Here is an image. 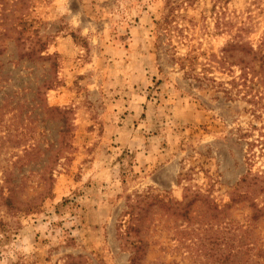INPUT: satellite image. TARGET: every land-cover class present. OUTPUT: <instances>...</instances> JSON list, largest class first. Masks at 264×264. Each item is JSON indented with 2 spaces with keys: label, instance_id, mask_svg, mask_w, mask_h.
Listing matches in <instances>:
<instances>
[{
  "label": "rangeland",
  "instance_id": "374dc122",
  "mask_svg": "<svg viewBox=\"0 0 264 264\" xmlns=\"http://www.w3.org/2000/svg\"><path fill=\"white\" fill-rule=\"evenodd\" d=\"M165 3L0 0V264L264 262V0Z\"/></svg>",
  "mask_w": 264,
  "mask_h": 264
},
{
  "label": "trees",
  "instance_id": "16d2710c",
  "mask_svg": "<svg viewBox=\"0 0 264 264\" xmlns=\"http://www.w3.org/2000/svg\"><path fill=\"white\" fill-rule=\"evenodd\" d=\"M194 1L195 0H166V3L164 5L165 10L162 14V17L156 22L158 29H160V28L166 29V26L170 25L172 22L178 23L177 20L179 19V16H180V14L178 13V9L182 8L184 5L192 4ZM228 1L229 0H212L213 4H212L211 10L215 11L216 6L219 7L218 9H224V7L227 6ZM219 23L220 22L216 19L217 32H220ZM229 46H230L229 48H231V49L234 47H237L236 50L240 49V50H242V52H244V54L247 53L248 55H251V53H252L255 56L258 55V57H261V58L264 57V52L261 51V48L255 50L253 48V46L248 41L231 42L229 44ZM227 48L228 47L226 46L225 49L227 50ZM221 51H223V49H221ZM194 52H196V51L194 49H192L191 52L188 51L186 53V55H184L182 57L183 67L185 65H187V66H190L189 68H191L192 66L194 68V66H196V63L198 61L200 54L204 53V52H199V53H194ZM202 65L204 67L205 63H203ZM206 70H209V69H206ZM202 71H199L198 74H202L203 76H205ZM51 110L55 111V112H61V109L57 106L51 108ZM61 151H62V148H57L55 150V155L51 158L52 159L51 164L57 158L58 152H61ZM7 191L9 192V194H7V196L5 198H9V199L14 200V204L17 205L18 202L15 201L14 197L11 195V190L10 191L7 190ZM51 195H52L51 189H48V190L44 189L42 194H41L42 198L40 199V202L43 201L44 197L47 198V197H50ZM0 197L2 198L1 193H0ZM40 202H39V204H37V203L34 204L31 202H28V203L24 204L23 209L27 210V211H35L38 207H40V204H41ZM176 202L178 204H180L179 201H176ZM213 206H214L213 208H217V206L215 204H213ZM208 209H209V206H208ZM257 213H258L257 210L254 211L251 218L257 217V215H258ZM227 230L230 231V230H232V228H228ZM245 233L246 234H245L244 238H242V234L236 235V236H238V242H239L237 245H232L231 242L228 240L226 246L223 244V241L226 238V236H225L226 234L220 233L219 234L220 240L219 239L211 240L210 244H213V245L211 247H209V249H207V250L205 249L204 254L198 255V257L201 260H207V258H208L207 256H211L213 264H235V262L238 259L236 256H237V253L239 250H241L243 247H247L248 249H251V248H253V246H256V245H258V243H260V241L257 239L258 237L251 238L250 235L253 233V231L250 228H246ZM233 236H235V235H233ZM250 239H252V240H250ZM148 244H149V241L146 239V250H147ZM249 246H251V248H249ZM263 253H264V251H263ZM138 257L139 256L133 257L132 264H135V260L138 259ZM254 257H256L255 254L250 255L247 259H245L246 264H254V263L264 264V262H262V261L261 262H258V261L254 262V261H256V259H254ZM158 264H163V262L158 263Z\"/></svg>",
  "mask_w": 264,
  "mask_h": 264
},
{
  "label": "crops",
  "instance_id": "0c3cea01",
  "mask_svg": "<svg viewBox=\"0 0 264 264\" xmlns=\"http://www.w3.org/2000/svg\"><path fill=\"white\" fill-rule=\"evenodd\" d=\"M111 125H108V127H110ZM119 128V127H118Z\"/></svg>",
  "mask_w": 264,
  "mask_h": 264
}]
</instances>
